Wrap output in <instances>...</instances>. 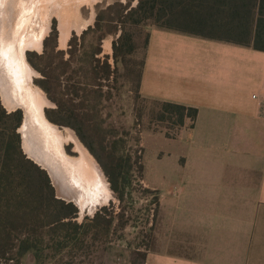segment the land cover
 Wrapping results in <instances>:
<instances>
[{
  "label": "crops",
  "instance_id": "obj_1",
  "mask_svg": "<svg viewBox=\"0 0 264 264\" xmlns=\"http://www.w3.org/2000/svg\"><path fill=\"white\" fill-rule=\"evenodd\" d=\"M138 92L197 109L174 138L187 149L177 195L149 181L172 232L203 244L196 259L166 245L144 264H264V52L152 29Z\"/></svg>",
  "mask_w": 264,
  "mask_h": 264
},
{
  "label": "rangeland",
  "instance_id": "obj_2",
  "mask_svg": "<svg viewBox=\"0 0 264 264\" xmlns=\"http://www.w3.org/2000/svg\"><path fill=\"white\" fill-rule=\"evenodd\" d=\"M128 2L129 7H134L138 0H84L76 4L71 14L51 15L41 49L25 52V56L27 52L37 56L46 52L47 59L34 60L44 70L45 76L28 63L37 72L32 82L43 92L46 88L52 95L65 90L69 92L74 110L69 120L80 130L84 142L100 153L98 145L104 139L111 151L131 158L130 182L122 190L123 199L120 201L74 129L54 124L63 133L64 129H68L76 136L98 165L109 194L108 202L97 205L93 212L84 210L81 213L72 203L77 209L73 221L81 223L85 217L91 218L105 207L113 222L106 241L97 242L88 251L61 255L62 258L46 257L42 264H144L150 252L163 251L166 245L168 248L179 247V251L186 248L185 252L192 253L190 258L194 259L198 258L196 255L202 249L200 239L176 233L177 229L172 232L171 224L164 222L161 193L151 189L150 181L164 189L171 188L172 197L177 195V186L174 187L171 179L176 180L175 175L181 172L187 149L177 140L164 136L163 127L171 126L154 119L157 107L142 97L154 98L141 96L138 92L137 76L142 69L146 41L154 25L152 21L139 24L124 21L121 16ZM61 28L69 34L63 48L59 45ZM114 43L117 47L115 55ZM129 44L133 48L126 53ZM106 73L109 75L106 76ZM57 76L60 84L57 83ZM44 95L48 99L45 92ZM48 101L51 104L44 108V114L55 107L51 100ZM83 114L85 119L80 121ZM168 132L175 131L169 129ZM74 148L72 142L64 144L68 156H78ZM54 192L57 197L55 188ZM23 264L33 263L31 258H26Z\"/></svg>",
  "mask_w": 264,
  "mask_h": 264
},
{
  "label": "trees",
  "instance_id": "obj_3",
  "mask_svg": "<svg viewBox=\"0 0 264 264\" xmlns=\"http://www.w3.org/2000/svg\"><path fill=\"white\" fill-rule=\"evenodd\" d=\"M121 17L132 24L152 21L154 29L264 52V0H138L134 7L126 3ZM132 48L129 44L126 53ZM113 50L115 55L116 43ZM47 58L45 51L39 56L26 53L28 63L42 76L46 74L34 60ZM140 77L141 71L137 76L138 91ZM43 90L55 104L53 109L45 111L47 120L74 129L121 201L122 190L130 182V156L111 151L104 139L98 145L100 153L96 152L69 120L74 113L69 92L52 95L46 88ZM142 98L157 107L153 117L158 123L171 126L163 127L166 138L174 139L180 131L193 129L195 107ZM83 119L84 114L80 121ZM21 121L20 110L8 112L0 103V264H23L26 258H31L33 264H42L46 257L54 259L88 251L97 242L106 241L113 222L106 208L91 218L85 217L81 223L73 221L77 214L75 206L55 196L47 172L23 153L17 133ZM169 129L175 132L169 133Z\"/></svg>",
  "mask_w": 264,
  "mask_h": 264
},
{
  "label": "bare ground",
  "instance_id": "obj_4",
  "mask_svg": "<svg viewBox=\"0 0 264 264\" xmlns=\"http://www.w3.org/2000/svg\"><path fill=\"white\" fill-rule=\"evenodd\" d=\"M82 1L0 0L1 103L8 112L21 110L23 123L18 132L23 152L47 172L57 197L74 203L81 213L93 212L97 205L108 202L106 182L76 136L68 129L63 133L47 120L44 108L51 103L33 84L37 72L28 64L25 52L41 49L51 15H66ZM68 36L61 28V48L66 45ZM66 142L74 143L78 156L66 154L63 149Z\"/></svg>",
  "mask_w": 264,
  "mask_h": 264
},
{
  "label": "water",
  "instance_id": "obj_5",
  "mask_svg": "<svg viewBox=\"0 0 264 264\" xmlns=\"http://www.w3.org/2000/svg\"><path fill=\"white\" fill-rule=\"evenodd\" d=\"M5 110H6V109H5ZM16 110H20V109H16ZM16 110H13L12 112H14V111H16ZM20 111H21V110H20ZM22 123H23V114H22L21 125H22ZM21 125H20V126H21ZM17 133H19L18 130H17ZM19 135H20V134H19ZM20 139H21V137H20ZM21 149H22V145H21ZM34 163H35V162H34ZM37 165H38V164H37ZM38 166H39V165H38ZM41 169H43V168H41ZM43 170H44V169H43ZM47 175H48V174H47ZM48 177H49V176H48ZM52 187H54L53 184H52ZM57 198H58V197H57ZM60 199H61V198H60ZM62 200L65 201L64 199H62Z\"/></svg>",
  "mask_w": 264,
  "mask_h": 264
},
{
  "label": "built area",
  "instance_id": "obj_6",
  "mask_svg": "<svg viewBox=\"0 0 264 264\" xmlns=\"http://www.w3.org/2000/svg\"><path fill=\"white\" fill-rule=\"evenodd\" d=\"M252 97L255 98V95H253Z\"/></svg>",
  "mask_w": 264,
  "mask_h": 264
},
{
  "label": "flooded vegetation",
  "instance_id": "obj_7",
  "mask_svg": "<svg viewBox=\"0 0 264 264\" xmlns=\"http://www.w3.org/2000/svg\"><path fill=\"white\" fill-rule=\"evenodd\" d=\"M64 149V148H63Z\"/></svg>",
  "mask_w": 264,
  "mask_h": 264
}]
</instances>
